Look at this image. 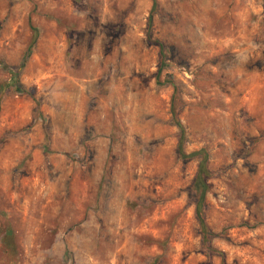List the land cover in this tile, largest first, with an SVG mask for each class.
Returning a JSON list of instances; mask_svg holds the SVG:
<instances>
[{"label": "rangeland", "instance_id": "1", "mask_svg": "<svg viewBox=\"0 0 264 264\" xmlns=\"http://www.w3.org/2000/svg\"><path fill=\"white\" fill-rule=\"evenodd\" d=\"M0 84V264H203L170 108L212 247L264 264V0H0Z\"/></svg>", "mask_w": 264, "mask_h": 264}, {"label": "trees", "instance_id": "2", "mask_svg": "<svg viewBox=\"0 0 264 264\" xmlns=\"http://www.w3.org/2000/svg\"><path fill=\"white\" fill-rule=\"evenodd\" d=\"M29 29L31 32L30 41L24 50L22 62L26 59L28 54L33 49L37 38L36 28L30 27ZM157 45L159 49V68H158V72H159L162 69V67H164V62H163L164 59H163V54L161 53V44L157 43ZM18 68H21V66H19ZM17 72H18L17 69L9 70V73H11L9 83L14 87L16 92H22L24 91V89L22 88V86L18 85L17 83V79H16ZM165 83L171 85L170 80H168V82ZM3 88H4V84H0V90H2ZM34 113L36 114V116L39 115L37 108H35ZM170 123L176 128L177 131L176 144L174 149V155L176 156V158L182 161L197 159L193 178L188 187V198L192 204L193 218L196 223V233L198 236L199 252L205 258L203 264H207L209 259L212 257L218 258L219 264H225L222 252L218 251L211 245V240L214 237L218 236V234L213 233L206 224L205 212L207 206L205 204V194L207 193L208 190V184L206 181L211 176V173L207 169V165H206L207 152L203 147H200L198 150L189 153L184 152L183 150V143L185 142L184 131L181 125L179 124L175 116V113L173 112V110H171V108H170ZM11 240H12V232L8 229L6 230V232L0 235V245L4 247V249H6L5 247H9V246L10 248H12Z\"/></svg>", "mask_w": 264, "mask_h": 264}]
</instances>
